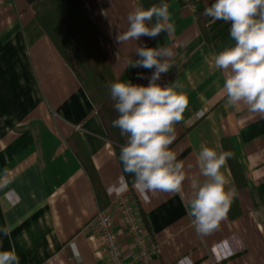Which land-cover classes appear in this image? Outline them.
I'll return each instance as SVG.
<instances>
[{"label": "crops", "instance_id": "crops-1", "mask_svg": "<svg viewBox=\"0 0 264 264\" xmlns=\"http://www.w3.org/2000/svg\"><path fill=\"white\" fill-rule=\"evenodd\" d=\"M161 2L169 5L174 29L119 44L115 37L127 29L129 12L143 7L140 0H81L116 81L149 83L154 69L128 66L139 59L138 47L173 50V67L157 83L176 84L189 104L170 149L198 176L201 146L221 151L229 138L246 182L236 192L238 215L201 236L186 209L190 182L183 196L128 186L96 108L34 10L26 0H0V250H14L19 264H77V258L106 264L91 222L102 210L115 221L127 262L134 264L112 204L116 194L131 196L147 221L158 246L150 264H264V117L245 106L227 107L224 75L213 67L215 55L234 43L230 23L207 16L202 32L194 8ZM200 2L205 9L214 0ZM79 152L98 177L103 209ZM222 171L230 183L227 164Z\"/></svg>", "mask_w": 264, "mask_h": 264}, {"label": "clouds", "instance_id": "clouds-1", "mask_svg": "<svg viewBox=\"0 0 264 264\" xmlns=\"http://www.w3.org/2000/svg\"><path fill=\"white\" fill-rule=\"evenodd\" d=\"M204 12L213 22L230 23L234 43L216 54L213 62L224 75L226 106H245L250 113L264 117V0H214ZM127 20V29L115 37L119 44L142 36L155 38L174 29L167 3L135 7ZM136 53L139 59L129 61L128 66L154 69L149 83L118 80L109 85L118 113L112 126L127 137L120 150L124 170L134 175L138 189L147 192L183 196L184 184L190 182L188 215L198 235L210 234L219 228L237 195L234 188L226 187L229 181L222 171L232 153L202 145L196 159L199 175L189 174L192 165L186 170L170 149L176 138L175 125L184 119L188 97L176 84L157 83L173 67V50L141 46ZM0 264H19V256L14 250H0Z\"/></svg>", "mask_w": 264, "mask_h": 264}, {"label": "trees", "instance_id": "trees-1", "mask_svg": "<svg viewBox=\"0 0 264 264\" xmlns=\"http://www.w3.org/2000/svg\"><path fill=\"white\" fill-rule=\"evenodd\" d=\"M35 12L39 24L58 50L66 64L83 87L88 98L96 108V112L104 127L108 140L113 144L119 160L123 176L128 186L135 182L134 175L124 170L120 160L121 146L127 141L120 129L112 126V121L118 116L114 108L115 101L111 98L109 85L116 82L108 62L99 46V31L82 10L81 0H26ZM197 24L202 32L206 29L207 15L200 0H192ZM144 8L160 5L161 0H140ZM154 23V21H153ZM224 151L232 153L227 165L232 175V181L226 186L234 188L236 192L246 184L241 165L234 153L229 138L222 139ZM83 166L96 190L101 209L106 202L101 201L103 192L98 177L87 155L78 153ZM234 199L227 215L234 218L238 215ZM144 226L148 224L144 215L140 214Z\"/></svg>", "mask_w": 264, "mask_h": 264}, {"label": "built area", "instance_id": "built-area-1", "mask_svg": "<svg viewBox=\"0 0 264 264\" xmlns=\"http://www.w3.org/2000/svg\"><path fill=\"white\" fill-rule=\"evenodd\" d=\"M180 1L185 7L194 8L192 0ZM112 204L118 211L124 242L130 249V262L150 264L151 257L158 251V246L144 226L137 204L131 196L121 194L113 196ZM91 222L97 229L106 255V264H128L123 249V240L115 229V221L108 211H97ZM77 264L84 263L77 258Z\"/></svg>", "mask_w": 264, "mask_h": 264}]
</instances>
